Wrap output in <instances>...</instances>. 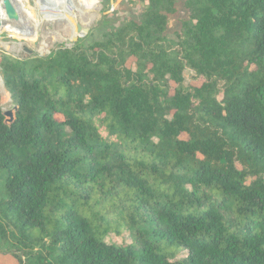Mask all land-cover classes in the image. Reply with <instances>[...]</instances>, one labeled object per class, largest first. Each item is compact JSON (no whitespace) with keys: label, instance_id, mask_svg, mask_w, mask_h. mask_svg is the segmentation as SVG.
<instances>
[{"label":"trees","instance_id":"obj_1","mask_svg":"<svg viewBox=\"0 0 264 264\" xmlns=\"http://www.w3.org/2000/svg\"><path fill=\"white\" fill-rule=\"evenodd\" d=\"M138 1L47 57L0 50V255L264 264V0Z\"/></svg>","mask_w":264,"mask_h":264},{"label":"rangeland","instance_id":"obj_2","mask_svg":"<svg viewBox=\"0 0 264 264\" xmlns=\"http://www.w3.org/2000/svg\"><path fill=\"white\" fill-rule=\"evenodd\" d=\"M104 9L108 11L109 18L116 21L118 26L126 20L138 18L144 10L138 0H83L81 4L62 6L59 13L52 17H47L41 12L43 10L37 7L33 10L35 12L31 10L32 17H29L30 13H25L23 16L26 19H21L20 23L9 24L0 30V50L13 57L24 59L47 57L59 47L72 48L80 38H83L79 34L78 26L88 29L86 35L88 36L101 22ZM181 14L184 15V12ZM177 26L178 20H175L171 25V31ZM192 75V72H186L187 83L190 82ZM0 101L3 110L10 111L14 108L1 75ZM107 240L118 245L132 243L129 233H124L120 237L111 234ZM0 264L20 263L14 257L0 255Z\"/></svg>","mask_w":264,"mask_h":264},{"label":"crops","instance_id":"obj_3","mask_svg":"<svg viewBox=\"0 0 264 264\" xmlns=\"http://www.w3.org/2000/svg\"><path fill=\"white\" fill-rule=\"evenodd\" d=\"M12 3L17 8L21 19L24 20L26 18L23 16V14L25 15V13L27 14L30 13L29 17H32L31 10L33 11L37 7H40L43 10L41 12L46 14L47 17L48 16L52 17L56 15L57 13H59L62 6L68 5V4H79V3L81 4L83 3V0H12ZM47 11H50V12H47ZM28 25H29V22H28Z\"/></svg>","mask_w":264,"mask_h":264},{"label":"water","instance_id":"obj_4","mask_svg":"<svg viewBox=\"0 0 264 264\" xmlns=\"http://www.w3.org/2000/svg\"><path fill=\"white\" fill-rule=\"evenodd\" d=\"M0 5L3 6L5 13H6V19L4 21H1L0 18V30L6 28L9 24L20 23L21 17L17 10V8L12 3V0H0ZM79 34L81 37H85L88 34V29H82L80 26H78ZM77 41V39H76ZM18 111V108L14 106V108L10 111H3V115L5 116V123L7 125H10L13 123L15 119V114Z\"/></svg>","mask_w":264,"mask_h":264},{"label":"bare ground","instance_id":"obj_5","mask_svg":"<svg viewBox=\"0 0 264 264\" xmlns=\"http://www.w3.org/2000/svg\"><path fill=\"white\" fill-rule=\"evenodd\" d=\"M0 18L1 21H4L6 19V13L2 5H0Z\"/></svg>","mask_w":264,"mask_h":264}]
</instances>
